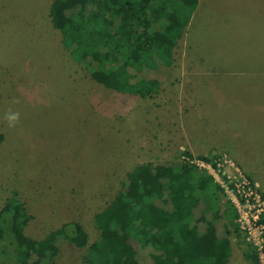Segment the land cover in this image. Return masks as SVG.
I'll return each instance as SVG.
<instances>
[{"label":"rangeland","instance_id":"374dc122","mask_svg":"<svg viewBox=\"0 0 264 264\" xmlns=\"http://www.w3.org/2000/svg\"><path fill=\"white\" fill-rule=\"evenodd\" d=\"M51 3L0 0V209L17 190L31 216L5 231L1 264H15L14 243L3 240L26 238L55 247L54 264H80L99 235L95 213L139 163L164 173L184 151L193 158L226 154L264 189V127L246 146L245 90L230 87L234 78L244 83L235 75L245 69L240 44L264 42V0H199L174 49L170 78L146 98L106 88L79 67L61 42L62 6H55L53 25ZM230 46L242 56L233 68ZM9 110L20 114L14 127L4 119ZM249 113L261 124L262 112ZM230 144L239 150L229 154ZM73 221L88 234L84 247L56 233ZM117 261L134 264L126 247ZM229 264H248L234 239Z\"/></svg>","mask_w":264,"mask_h":264},{"label":"trees","instance_id":"16d2710c","mask_svg":"<svg viewBox=\"0 0 264 264\" xmlns=\"http://www.w3.org/2000/svg\"><path fill=\"white\" fill-rule=\"evenodd\" d=\"M198 1L52 0L51 22L56 25L60 16L55 6H62V45L91 79L146 98L170 78L174 49ZM183 156L164 173L143 162L125 174L114 198L95 213L99 235L80 264H125L117 261L125 247L134 264H229L232 239L248 264H258L222 189L190 162L192 153ZM30 218L18 191L12 190L0 209V240ZM56 233L78 247L88 244L77 221L62 224ZM3 241L14 243L15 264H54L56 248L44 239Z\"/></svg>","mask_w":264,"mask_h":264},{"label":"built area","instance_id":"2783aa9c","mask_svg":"<svg viewBox=\"0 0 264 264\" xmlns=\"http://www.w3.org/2000/svg\"><path fill=\"white\" fill-rule=\"evenodd\" d=\"M190 162L210 174L222 189L224 197L233 205L235 223L245 241L256 252L258 264H264V192L259 183L243 173L226 154L213 161L192 158Z\"/></svg>","mask_w":264,"mask_h":264},{"label":"crops","instance_id":"0c3cea01","mask_svg":"<svg viewBox=\"0 0 264 264\" xmlns=\"http://www.w3.org/2000/svg\"><path fill=\"white\" fill-rule=\"evenodd\" d=\"M199 5V1H198ZM247 17V15H246ZM189 24V23H188ZM188 26V25H187ZM186 26V28H187ZM186 30V29H185ZM184 36V35H183ZM247 38H250L248 35H246ZM183 37L180 39L182 40ZM256 41V42H255ZM251 42H246L244 40V46L240 44L243 50V62H244V67L243 69V74H236L239 75L240 79L242 78L244 83L243 85H240L236 83V80L238 78L232 79L233 82L230 87L232 90H236L237 93L243 92L245 90L244 96H245V107L244 111L246 112L245 118L246 119V130L245 131V144L246 146L250 143L251 139L256 138V136L259 133V126L264 127V42L261 40H255ZM241 54L238 53V48L230 46V52H229V62H230V67L233 68V65L237 64V58H241ZM246 63V66H245ZM234 72H231V75L233 76ZM239 80V79H238ZM222 83L217 81V83H214L215 86H219ZM241 91V92H240ZM253 105L254 107L252 108ZM262 112L260 116H258V120L261 121V124L258 123V121H254L253 117L250 116L249 112ZM201 145V144H200ZM214 147H219V150H224L228 152L229 154L231 151L239 150V145L238 144H230L228 145V151L225 146H219V145H213L210 147L211 149ZM210 148L202 151L198 147V150L202 152H209ZM264 192V189H262Z\"/></svg>","mask_w":264,"mask_h":264},{"label":"clouds","instance_id":"9594fccd","mask_svg":"<svg viewBox=\"0 0 264 264\" xmlns=\"http://www.w3.org/2000/svg\"><path fill=\"white\" fill-rule=\"evenodd\" d=\"M19 118V112H13L11 110H9L4 116V119L7 121L10 127H14L15 124L18 123Z\"/></svg>","mask_w":264,"mask_h":264}]
</instances>
